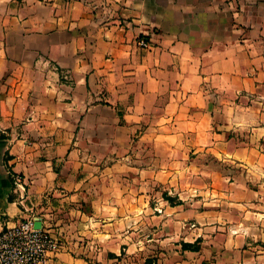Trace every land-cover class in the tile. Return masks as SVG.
I'll return each instance as SVG.
<instances>
[{"label": "crops", "instance_id": "crops-1", "mask_svg": "<svg viewBox=\"0 0 264 264\" xmlns=\"http://www.w3.org/2000/svg\"><path fill=\"white\" fill-rule=\"evenodd\" d=\"M8 170L71 238L48 264L205 247L195 264H246L264 241V0H0V229L22 214Z\"/></svg>", "mask_w": 264, "mask_h": 264}, {"label": "built area", "instance_id": "built-area-1", "mask_svg": "<svg viewBox=\"0 0 264 264\" xmlns=\"http://www.w3.org/2000/svg\"><path fill=\"white\" fill-rule=\"evenodd\" d=\"M137 43L149 47V42L143 37H138ZM9 174L13 185L22 191L19 197L22 214L0 229V264H48L63 245L58 236L46 227L43 217L26 204L28 182L24 174L18 171ZM37 217H40L39 227L34 226Z\"/></svg>", "mask_w": 264, "mask_h": 264}, {"label": "rangeland", "instance_id": "rangeland-1", "mask_svg": "<svg viewBox=\"0 0 264 264\" xmlns=\"http://www.w3.org/2000/svg\"><path fill=\"white\" fill-rule=\"evenodd\" d=\"M48 194H49V197H50L51 193H48ZM37 213L40 216H42L44 219L48 220V222L46 223V227L50 228L58 236V238L60 239V242L62 243L63 247L68 245L69 244L68 241L71 240V238H67L66 235H64V233L62 231L57 230L55 228V226L52 224V221L49 218L50 216H43L42 212H37ZM254 242L258 243V245L256 246V250H254V254H251V252H250L251 248H250L249 252H247V251L244 252L243 249H242V246H241L242 254L244 255V256L242 255V260H247L248 262H246V264H249V260L248 259H250L252 256H253L252 259H255L256 255L263 254V252H264V248H262V244H264V241L261 238H259L258 236H255V234H252V238L250 239V241L247 244L246 243L243 244L244 248L248 249L247 246H249V245L251 246ZM204 251H206V252H204ZM204 251L200 252V253H194L192 255H187V254L183 255V251H181V250L175 251L173 253V255H168L169 253H166L167 255H164V254L160 253V255H159L160 259L158 261V264H195V260L199 259V258L205 259L203 261L207 262V258H204V257L206 255H208V253L210 251L209 247H205ZM219 252H222V253H220V255H223V256H227L228 254H232V253L235 254V252H230V250H228V252H226V251L224 252V250L219 251ZM146 253H147L146 251L145 252H143V251L140 252V249L133 248V251H131V252H123V254L120 256L121 258H119V260L115 259V257L111 256V255L107 256L106 259H105V257H103L105 259L104 262H102L101 259H99V261H93L92 258H89V257H86V258L89 260L90 264H99V263L100 264H122L121 261H122L123 257H125V259H126L125 263L127 261L128 264H141L142 257H144V254H146ZM156 253H158V252H156ZM215 253H217V252H215ZM90 255H92V254H90ZM236 257L238 258V252H236ZM95 259H97V258H95ZM254 263L255 264H264L263 260L261 259L260 256L256 258Z\"/></svg>", "mask_w": 264, "mask_h": 264}, {"label": "trees", "instance_id": "trees-1", "mask_svg": "<svg viewBox=\"0 0 264 264\" xmlns=\"http://www.w3.org/2000/svg\"><path fill=\"white\" fill-rule=\"evenodd\" d=\"M1 136H3V135H1ZM9 173H11V171H9ZM10 180L12 181L11 176H10ZM12 185H13V183H12ZM163 196L165 198H167L170 202H179L178 198L172 197L167 192H163ZM10 198H11V195H10ZM199 240L200 239L197 238L193 242H182V246L184 248H187V249H190V250H198L200 248ZM143 264H156V256H153V255L147 256L145 258Z\"/></svg>", "mask_w": 264, "mask_h": 264}, {"label": "water", "instance_id": "water-1", "mask_svg": "<svg viewBox=\"0 0 264 264\" xmlns=\"http://www.w3.org/2000/svg\"><path fill=\"white\" fill-rule=\"evenodd\" d=\"M40 217H37L36 221L34 222V226L39 227L40 226Z\"/></svg>", "mask_w": 264, "mask_h": 264}]
</instances>
